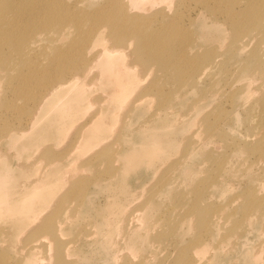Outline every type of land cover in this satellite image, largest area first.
I'll return each mask as SVG.
<instances>
[{"label": "rangeland", "instance_id": "374dc122", "mask_svg": "<svg viewBox=\"0 0 264 264\" xmlns=\"http://www.w3.org/2000/svg\"><path fill=\"white\" fill-rule=\"evenodd\" d=\"M51 1L30 0L23 54L0 44L11 62L0 63V198L17 192L11 212L0 204V264H264V1L243 27L230 25L243 3L227 15L220 0L176 1L121 43L106 21L113 0H59L49 32ZM14 24L0 14V42ZM153 35L156 48L143 40ZM98 36L134 68L131 109L107 106L87 60ZM77 51L87 104L60 124L65 97L49 89L81 70L67 71Z\"/></svg>", "mask_w": 264, "mask_h": 264}, {"label": "bare ground", "instance_id": "6f19581e", "mask_svg": "<svg viewBox=\"0 0 264 264\" xmlns=\"http://www.w3.org/2000/svg\"><path fill=\"white\" fill-rule=\"evenodd\" d=\"M115 1L117 3H115ZM176 1L183 2H194L195 0H113V3L110 5L107 11L106 21L110 28L113 30L114 36H116L115 40L118 43L123 42L126 39V36H130L132 39L134 35H138L139 27L148 25L150 26L153 21H155L159 16L165 17L166 11H171L174 8V4ZM209 1V0H207ZM225 4L229 3V8L226 9V14L229 15L231 5H239L243 3L242 9V18L238 20H232L231 26H245L249 24L257 25V18L254 15V11L256 5L255 2L259 0H220ZM264 1V0H263ZM206 4V2H205ZM264 6V5H263ZM47 8L51 9V12L47 14L48 24L45 27L46 30L49 32L54 30L57 26H59L62 22V13H60L61 4L59 0H52ZM178 7L175 8V11ZM262 6L259 8L258 11H261ZM157 10L156 12H152ZM174 11V12H175ZM61 15H58V14ZM0 14L2 17L5 18L6 23L15 22L14 26L12 27L9 34H13L7 38H5L1 43L2 45H9L15 44L16 52L19 54H23L24 50L22 47H25L28 38H29V31L32 26L31 18L33 16V10H31V3L30 0H21L20 2H15L14 0H0ZM28 14L30 23H27L23 28H21L15 21L16 17L21 15ZM256 14V13H255ZM147 15V17H145ZM54 19H59V22L53 23ZM101 33L100 31H98ZM175 34H173L174 38L181 36V33L178 29H175ZM124 39V40H123ZM144 42L152 40L153 48L157 47L156 41L161 42V38L157 35L149 36L148 38L144 39ZM79 41L82 42V37H80ZM78 41V42H79ZM128 41V40H127ZM1 45V46H2ZM90 45L93 46L89 48L88 52L92 53L90 59H96V64L94 66L97 67L99 74H101V78L105 83V87L110 89L111 94H109V102L108 107L111 108H125L131 109L132 107L136 106L139 99H133V101H124V98L127 94L132 93H139L142 87L137 86L136 75L134 72V68L130 67V63L125 62V54L122 53L121 50L113 49L110 46L105 44V41L101 40L98 36L90 41ZM0 46V54L1 52ZM79 45L77 44V49ZM94 48V49H93ZM150 52H154L155 50H148ZM148 56L154 57H163L162 54H158L156 51L154 54H146ZM81 54L79 51L75 52L72 55V59L70 61V66H68L67 71L73 73L77 70H80L82 67L81 64ZM84 61V58H82ZM0 63H3V68L10 69L11 62L9 59H1ZM83 68L77 72L76 74L70 76L66 80H70V82H66L65 80L62 82H58L57 86L52 89L49 95L55 94V99L59 100L62 97L65 99L59 104L58 106V118L60 119L59 123H63L69 120V122H73V119H78L75 117V112H80L85 109L87 104V96L83 95L81 89L78 85L81 82H86V79L89 75V72L83 75V79L79 80L76 77ZM59 76V72L57 77ZM76 77V78H75ZM139 88L138 91H136ZM49 108H52L50 105L49 99L44 97L39 104V110L45 111ZM112 110V109H111ZM114 110V109H113ZM112 110V111H113ZM111 111V112H112ZM108 121L102 118H96L94 123L101 124L106 123ZM94 132L98 129L96 125L92 127ZM9 135V134H8ZM96 137V136H95ZM91 142V140H90ZM6 178L2 177L0 173V197L6 195ZM38 187H35L37 189ZM34 189V193H36ZM10 195L5 198H0V204L5 203L8 206L9 212L12 211L11 207H14L15 203L17 202L14 197H11L12 194L17 192H9ZM42 194V193H39ZM27 204L28 212L32 211V203L31 200L25 201ZM2 207L0 206V211Z\"/></svg>", "mask_w": 264, "mask_h": 264}]
</instances>
